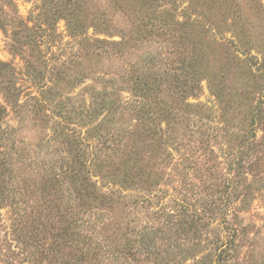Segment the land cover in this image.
Here are the masks:
<instances>
[{"label":"rangeland","instance_id":"1","mask_svg":"<svg viewBox=\"0 0 264 264\" xmlns=\"http://www.w3.org/2000/svg\"><path fill=\"white\" fill-rule=\"evenodd\" d=\"M0 168V264H264V0H0Z\"/></svg>","mask_w":264,"mask_h":264},{"label":"trees","instance_id":"2","mask_svg":"<svg viewBox=\"0 0 264 264\" xmlns=\"http://www.w3.org/2000/svg\"><path fill=\"white\" fill-rule=\"evenodd\" d=\"M0 187H2V185H3V188L5 187L4 186V184H2L3 182H4V180H5V178H3V176L5 175V170H3L2 168H0ZM2 180V181H1Z\"/></svg>","mask_w":264,"mask_h":264}]
</instances>
